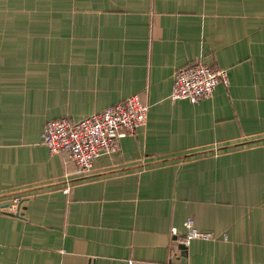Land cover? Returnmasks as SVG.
<instances>
[{
	"label": "crops",
	"instance_id": "1",
	"mask_svg": "<svg viewBox=\"0 0 264 264\" xmlns=\"http://www.w3.org/2000/svg\"><path fill=\"white\" fill-rule=\"evenodd\" d=\"M197 56L228 84L172 99ZM138 92L89 173L43 143ZM0 264H264V0H0Z\"/></svg>",
	"mask_w": 264,
	"mask_h": 264
},
{
	"label": "built area",
	"instance_id": "2",
	"mask_svg": "<svg viewBox=\"0 0 264 264\" xmlns=\"http://www.w3.org/2000/svg\"><path fill=\"white\" fill-rule=\"evenodd\" d=\"M219 82L228 84V70L215 68L197 56L177 71L171 98L198 102L211 97ZM149 109L150 105L138 92L80 120L68 117L50 119L43 133V143L53 154L67 152L79 173L84 175L94 168L98 155L117 152L123 136L136 132L146 124ZM69 188L68 185L65 191H69ZM19 199L12 198L6 206L13 210L12 204L20 201ZM185 225L187 233L184 235H178L176 229H172L178 243L188 246L194 238L214 237L212 232L200 230L193 217L188 218Z\"/></svg>",
	"mask_w": 264,
	"mask_h": 264
},
{
	"label": "water",
	"instance_id": "3",
	"mask_svg": "<svg viewBox=\"0 0 264 264\" xmlns=\"http://www.w3.org/2000/svg\"><path fill=\"white\" fill-rule=\"evenodd\" d=\"M180 247L183 249L182 251L183 255L186 256L188 252V247L184 245L183 243L180 245Z\"/></svg>",
	"mask_w": 264,
	"mask_h": 264
}]
</instances>
